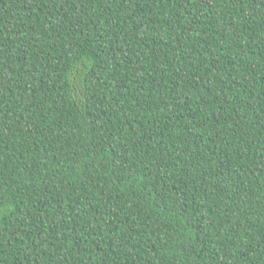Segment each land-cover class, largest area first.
I'll list each match as a JSON object with an SVG mask.
<instances>
[{
    "label": "trees",
    "instance_id": "1",
    "mask_svg": "<svg viewBox=\"0 0 264 264\" xmlns=\"http://www.w3.org/2000/svg\"><path fill=\"white\" fill-rule=\"evenodd\" d=\"M0 264H264V0H0Z\"/></svg>",
    "mask_w": 264,
    "mask_h": 264
}]
</instances>
